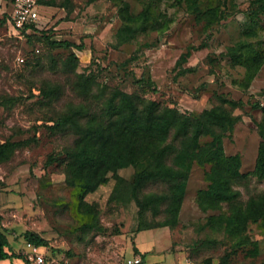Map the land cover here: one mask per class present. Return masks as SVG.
<instances>
[{"label": "rangeland", "instance_id": "374dc122", "mask_svg": "<svg viewBox=\"0 0 264 264\" xmlns=\"http://www.w3.org/2000/svg\"><path fill=\"white\" fill-rule=\"evenodd\" d=\"M55 1L41 8L40 30L54 39L83 42L84 48H52L40 34L0 27V100L15 99L0 105V142L25 141L8 160L0 161V228L17 252L0 264H39L28 257L30 232L47 240L40 246L42 264H126L140 256L136 246L148 251L144 264H262L264 227L259 223H249L252 242L238 248L224 230L205 225L210 214L228 206L209 210L200 206L199 191L208 186L209 164L197 161L175 225L158 226L166 218V204L159 213L149 208L141 215L128 185L138 169L128 166L118 169L124 180L110 171L106 181L84 195L99 212L102 229H82L93 214L81 212L82 191L67 183L66 145L74 138L72 133L54 131V121L47 116L54 108L62 110L67 102L78 101L79 89L73 88L76 76L64 68L71 53L79 59L75 72L94 80L92 91L117 87L194 116L219 103V95L225 96L237 102L230 106L238 119L227 131L224 147L228 154L241 156V172L249 175L248 181L235 185L246 200L264 190V179L254 173L262 140L258 123L264 124V61L248 82L246 57L235 63L227 50L245 39L264 52V15L249 35L245 30L251 22L250 0H235L232 13L208 31L176 0ZM150 1L159 19L167 20L166 26L120 41L117 32L125 21L120 8L128 2L129 11L139 14ZM48 80L62 89L52 108L42 103L40 87ZM51 155L59 159L48 164ZM154 187L149 183L139 195L162 191ZM142 222L154 226L140 229ZM211 239L217 242L209 244Z\"/></svg>", "mask_w": 264, "mask_h": 264}, {"label": "trees", "instance_id": "16d2710c", "mask_svg": "<svg viewBox=\"0 0 264 264\" xmlns=\"http://www.w3.org/2000/svg\"><path fill=\"white\" fill-rule=\"evenodd\" d=\"M40 1L44 5L56 3L55 0ZM151 1L139 14L129 11L128 2L120 8L125 19L117 32L120 41L131 40L148 29H162L166 26L167 20L159 19ZM234 1L176 0L194 14L207 31L232 13V6L236 5ZM250 2L251 22L245 30V34L249 35L256 32L255 26L264 15V0ZM63 5H67V1ZM25 34L44 36L52 48L73 45L85 47L83 42L54 39L36 26L32 32ZM227 51L233 56L235 63L246 57L244 63L248 66V82L264 61V52L245 39L229 45ZM78 62L79 59L74 53L64 62L65 71L76 76L73 88L79 89L78 101L67 102L66 108L62 110L54 108V113L47 116V120L54 121L51 125L54 131L65 135L72 133L74 138L72 143L66 145L67 183L82 191L79 206L84 208H80L81 212L93 214L92 220L84 222L81 228L102 229L99 224V212L96 213L94 206L84 200V195L106 181L110 171L124 180L118 174V169L128 166L138 169L133 181L128 185L136 197L141 215L149 208L159 213L166 204L163 209L166 218L159 222L158 226L175 225L179 219L190 171L197 161L203 165L209 164L206 172L208 186L199 191L200 206L204 210L222 209L224 203L228 206L225 211L210 214L205 225L224 230L235 239V248L252 242L247 232L249 223L257 222L264 227V190L246 200L240 198L241 190L235 185L248 181L249 175L241 172V156L228 154L224 147V137L227 131L234 128L238 119L231 108L237 102L219 95V103L194 116L182 112L176 106L165 105L158 100L135 95L117 87L100 86L97 91H92V77L75 72ZM40 89L44 96L42 103L51 108L62 94L61 87L49 80L43 83ZM14 100L12 97L4 98L0 100V105L13 103ZM258 125L262 140L254 173L264 179V124L259 122ZM24 142L12 139L0 142V161L8 160ZM58 159V156L51 155L47 163L52 164ZM149 183L155 186L152 190L162 191L140 196L139 192ZM153 226L142 222L140 229ZM27 237L30 242L39 246L47 244V240L35 232L28 233ZM208 242L215 244L217 241L211 239ZM136 252L144 256L147 253L141 252L137 246ZM230 254L231 252H228L224 256L223 262H228ZM15 256L17 252L11 245L6 231L0 228V260Z\"/></svg>", "mask_w": 264, "mask_h": 264}, {"label": "built area", "instance_id": "2783aa9c", "mask_svg": "<svg viewBox=\"0 0 264 264\" xmlns=\"http://www.w3.org/2000/svg\"><path fill=\"white\" fill-rule=\"evenodd\" d=\"M10 8L5 11L0 10V25L7 28L10 32L25 34L32 32L34 26L39 27L41 20V8L44 4L40 0H11ZM30 260L39 264L45 262V256L41 252L40 246L29 242ZM143 258L135 256L127 260L126 264H141Z\"/></svg>", "mask_w": 264, "mask_h": 264}, {"label": "crops", "instance_id": "0c3cea01", "mask_svg": "<svg viewBox=\"0 0 264 264\" xmlns=\"http://www.w3.org/2000/svg\"><path fill=\"white\" fill-rule=\"evenodd\" d=\"M9 2H10L9 0H0V10L1 11L8 10L10 8ZM141 252H147L148 253V251H143V250ZM147 253H146V255H147ZM146 255L144 256V255L140 254V256H142V258H143V264L146 262Z\"/></svg>", "mask_w": 264, "mask_h": 264}]
</instances>
